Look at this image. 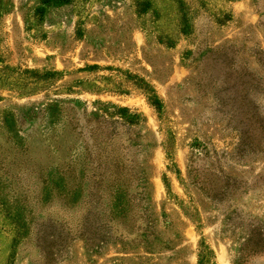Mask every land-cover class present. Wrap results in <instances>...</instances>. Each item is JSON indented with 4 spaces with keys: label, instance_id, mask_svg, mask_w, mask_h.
I'll return each instance as SVG.
<instances>
[{
    "label": "rangeland",
    "instance_id": "obj_1",
    "mask_svg": "<svg viewBox=\"0 0 264 264\" xmlns=\"http://www.w3.org/2000/svg\"><path fill=\"white\" fill-rule=\"evenodd\" d=\"M38 7L0 0V264H264V0Z\"/></svg>",
    "mask_w": 264,
    "mask_h": 264
},
{
    "label": "trees",
    "instance_id": "obj_2",
    "mask_svg": "<svg viewBox=\"0 0 264 264\" xmlns=\"http://www.w3.org/2000/svg\"><path fill=\"white\" fill-rule=\"evenodd\" d=\"M72 2V0H40V7L37 8V16L39 18H42L45 14L46 8L53 5L56 7H61V6H66L69 5ZM145 6H147V3L145 4ZM145 9V8H144ZM182 11V29L181 32L183 35H188L189 34V22H188V18L186 16V14L184 13V10L181 9ZM151 105L157 110H161L162 106L160 101L153 96H150L149 98ZM123 118L126 116V114H122L121 115ZM131 119V118H130ZM128 122L133 123L134 121L129 120L127 118ZM50 181L52 182H57V187H62V183H61V178H59L56 174L51 173L50 174ZM49 192L50 190L47 189V187L44 189V193H43V202H46L49 196ZM11 260L13 258V254L10 255ZM213 259V251L210 250L208 247L202 246L201 250L199 251L198 254V259H197V264H211V261Z\"/></svg>",
    "mask_w": 264,
    "mask_h": 264
}]
</instances>
